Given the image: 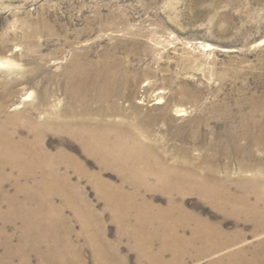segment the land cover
<instances>
[{"label":"rangeland","instance_id":"obj_1","mask_svg":"<svg viewBox=\"0 0 264 264\" xmlns=\"http://www.w3.org/2000/svg\"><path fill=\"white\" fill-rule=\"evenodd\" d=\"M102 61L122 63L139 79L135 92L124 90L129 98L117 103L131 112L128 106L133 101L138 115L155 122L153 139L164 143L162 149L171 159L179 161L182 150L195 158L206 157L207 164L202 165L207 170L219 177H226L227 170L231 181L264 174L261 161L239 160L232 149V134L239 132L245 115L256 110L257 118L264 119V0H0V63L11 64L0 67V81L13 84L10 87L18 101L26 94L40 97L46 90L51 109L57 110L63 105V79L77 65ZM164 107L167 121L162 120ZM60 143L88 169L99 171L72 140L45 139L50 150ZM255 155L256 159L264 157L259 150ZM241 162L247 165L246 172ZM103 178L120 184L115 173L103 172ZM79 182L85 193L81 213L94 228H104L106 255L139 264L135 242L119 239L118 226L93 186L86 179ZM5 189L11 195L13 183L5 184ZM257 190L264 191V186ZM145 199L160 207L167 202L159 192L147 193ZM176 202L223 233H238L243 239L224 252L185 264H214L226 254L264 241L263 231L253 234L252 222L224 214L195 195L178 197ZM248 202L254 203V197ZM87 205L95 214L86 211ZM62 217L71 230L67 247L73 251L67 250L71 252L67 258L96 264L95 250L80 235V220L69 209ZM153 227L148 226L147 233L161 237ZM0 232V258L8 254L11 264H21L22 257L29 264H41L50 249L46 244L25 242L19 222L0 221ZM178 235L187 240L192 237L189 231ZM193 247L187 246L188 252ZM159 248L160 242H154L153 251ZM171 257L168 254L165 259Z\"/></svg>","mask_w":264,"mask_h":264},{"label":"bare ground","instance_id":"obj_2","mask_svg":"<svg viewBox=\"0 0 264 264\" xmlns=\"http://www.w3.org/2000/svg\"><path fill=\"white\" fill-rule=\"evenodd\" d=\"M5 65L11 64L0 63L2 68ZM138 81L122 63L77 65L63 79V105L57 110L48 103V91L34 99L32 94H24L20 102L10 87L13 84L0 81V221L19 222L25 242L50 246L41 264H83L77 257L67 258L71 253L67 250L73 249L67 247L71 230L62 217L65 209L80 220V235L95 250L96 264H126L115 255H106L104 228H94L85 221L81 213L85 195L79 182L82 179L104 202V210L118 226L119 239L135 242L139 264H185L186 260L221 253L243 241L240 234H225L219 226L187 213L184 205L176 202L178 197L195 195L224 214L252 222L253 234L264 232V191L257 190L264 186V174L231 181L227 170L226 177L207 170L202 165L207 164L206 157L195 158L182 150L179 161L171 159L162 149L164 143L153 139L155 122L138 115L133 101L128 106L131 112L117 103L129 98L124 90L135 92ZM256 115V110L245 115L239 132L232 134L233 156L264 164V157L256 159L255 155L258 150L264 153V119ZM167 119L168 109L164 107L162 120ZM48 136L65 137L78 144L99 171L88 169L62 143L48 149ZM241 141L243 144H239ZM247 169L241 162L242 172ZM103 172L115 173L120 184L105 180ZM7 183H13L11 195L5 189ZM152 192L167 198L165 207L145 199V194ZM250 197H254L252 204L248 202ZM87 207V212L95 214L92 206ZM150 225L163 237L147 233ZM185 231L192 235L188 240L178 235ZM156 241L160 242L157 252L152 249ZM187 246L195 249L188 252ZM168 254L170 260L165 259ZM8 257L0 258V264H11ZM224 257L214 264H264V241ZM21 264H29L28 259L22 257Z\"/></svg>","mask_w":264,"mask_h":264}]
</instances>
